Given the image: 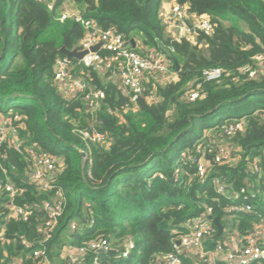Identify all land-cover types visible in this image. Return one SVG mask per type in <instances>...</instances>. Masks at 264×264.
Listing matches in <instances>:
<instances>
[{"label": "trees", "instance_id": "16d2710c", "mask_svg": "<svg viewBox=\"0 0 264 264\" xmlns=\"http://www.w3.org/2000/svg\"><path fill=\"white\" fill-rule=\"evenodd\" d=\"M63 1L57 0L56 7ZM71 1L102 29L113 28L127 41L140 37L148 49L164 54L176 79L155 87L150 81L135 103L136 111L124 113L130 103L118 84L108 74L101 78L83 69L89 85L105 93L99 109L91 113L80 93L64 97L53 79L54 63L63 56L60 47L65 43L68 50L79 48L82 27L72 20H55V11L38 0H0V116L18 113L24 145H37L61 161L56 184L66 206L48 247L55 262L66 264L60 256L64 244L105 238L111 252L96 255L100 264H159L172 241L206 206H212L219 219L223 215L225 202L212 188V174L201 183L193 176V165L179 160L181 153L206 130L244 117V130L233 137L240 149L238 166L223 164L212 172L239 187L246 177V157L260 155L264 161V73L249 77L242 72L246 66L255 68L254 56L264 52V0H174L186 5L191 15L208 16L213 24L211 35L199 32L194 42L168 33L160 16L166 0ZM212 68L220 69L221 77L203 81L202 72ZM189 84L199 91L193 100L186 96ZM232 112L237 114L227 115ZM91 129L102 133L106 143L84 140L79 131ZM7 158L3 164L12 180L25 189L16 203H39L49 197L23 182L18 153L9 150ZM2 202L3 197L0 212ZM259 206L263 214V192ZM257 218L242 213L232 219L244 233ZM35 222L32 216L6 223L0 264L12 259L38 263L19 242V235L36 236ZM70 222L77 228L64 234ZM125 241H132L134 248L121 258ZM93 258L87 253L82 264H92Z\"/></svg>", "mask_w": 264, "mask_h": 264}, {"label": "built area", "instance_id": "2783aa9c", "mask_svg": "<svg viewBox=\"0 0 264 264\" xmlns=\"http://www.w3.org/2000/svg\"><path fill=\"white\" fill-rule=\"evenodd\" d=\"M38 1L45 4L51 12L55 11V20H72L82 27L84 36L79 42V48H76L78 51L89 50L90 47L101 43L98 51H88L82 59H75L76 62H72L74 58L65 55L57 58L53 69L54 83L60 93L64 97H73L80 93L86 109L91 113L99 109L105 93L89 85L83 77V69L109 73L117 78L121 92L128 97L130 103L125 106L124 111L135 107L137 99L144 94L146 84L154 75L168 73L169 67L162 53L154 49L133 48L130 41L115 29H102L94 20L85 18L76 8L58 12L62 5H69L66 0L58 7L57 0ZM169 15L168 23L175 31L176 39L184 38L194 42L199 32L205 35L212 33L213 24L209 17L191 15L184 4L174 3ZM254 60L260 64L257 69L249 66L242 68V72L248 73L249 77H253L264 67V52L254 56ZM77 68L81 70L78 73ZM221 75L222 71L218 68L207 69L202 72V80H218ZM200 84H197V88ZM186 96L193 100L199 96V91L195 89ZM152 98V95L148 96V99ZM245 126L244 117L225 121L206 130L192 148L181 153L179 160L193 165V176L201 183L212 174V188L225 202L221 219L217 217L222 231L218 234L217 226L213 222L216 216L213 215L212 206H206L199 215L188 222L187 231L172 241L170 252L161 258L159 264H264V212L262 214L259 210L260 195L262 192L264 194L263 159L260 155L252 159L246 157L242 170L246 177L239 187L234 186L233 182H229L225 176L218 174L219 172H212L214 167L223 164L238 166L240 149L234 144L233 137L237 132H242ZM23 128L24 123L18 113L0 116V198L3 197L0 242L4 241L5 225L10 219L29 221L34 216L36 236L28 239L19 235L21 246L31 250V257L38 259L37 264H61L55 262L48 254L49 243L66 206L65 198L56 184L57 175L61 172V161L54 153L37 145H24V140L19 135L20 129ZM79 132L84 140L106 143L104 135L94 129ZM9 150L21 156L24 168L21 174L23 182L32 185L39 193L49 194L47 199L39 203L15 202L16 197L23 194L25 189L12 180L10 169L3 164V161H8ZM11 169H15V166H11ZM242 213H254L258 217L244 233L236 228L238 220L233 224L232 219ZM76 228L74 222L69 223L68 231H74ZM133 248L132 241H125L119 256L128 257ZM60 251V256L66 264H82L87 253L94 255L92 264H100L96 255L111 252V248L105 238H98L83 245L64 244ZM10 262L20 264L18 259H12Z\"/></svg>", "mask_w": 264, "mask_h": 264}, {"label": "rangeland", "instance_id": "374dc122", "mask_svg": "<svg viewBox=\"0 0 264 264\" xmlns=\"http://www.w3.org/2000/svg\"><path fill=\"white\" fill-rule=\"evenodd\" d=\"M167 1H169L168 3H165L166 5L165 6H161V8H160V16H161V18H162V21H163V23L166 25V27H167V31H168V33H170V35L172 36V37H175V31H174V29H173V27H171V26H169L170 24L168 23V18H169V14H170V11H171V8H172V5L175 3L174 2V0H167ZM69 4V3H68ZM72 9H74L73 8V6L71 5V4H69V5H67V4H64V5H62L60 8H59V10H58V12H60V11H64V10H72ZM164 55V54H163ZM164 59H165V62H166V64L168 65V69H169V71H168V73L167 74H163V75H154L153 76V78L152 79H150V81H152V83L154 84L153 86L155 87L156 85H163L164 83H166V82H168V81H170V80H174V78H176V76H175V72L171 69V67H170V65H171V63L169 62V60L166 58V56H164ZM259 63H256V67H255V69L256 68H258L259 67ZM257 71V70H256ZM260 71H261V73H264V67H261L260 68ZM105 74H108V79H112V80H114V77H112V75L111 74H109V73H99V75H100V77L102 78V77H105L106 75ZM256 74V73H255ZM255 74H254V76H255ZM189 90L188 91H186V94H189L190 92H192L193 90H195V88L193 89V86L192 85H190L189 84ZM134 112V111H136V108H130V109H126L125 111H124V113H127V112ZM237 113H234V112H232V113H228L227 115H230V116H232V115H236ZM213 121H216V120H218V117H214L213 119H212ZM209 130V129H208ZM89 160H90V158H89ZM68 231V228H66L65 229V231L63 232L64 234H65V232H67Z\"/></svg>", "mask_w": 264, "mask_h": 264}, {"label": "water", "instance_id": "95a60500", "mask_svg": "<svg viewBox=\"0 0 264 264\" xmlns=\"http://www.w3.org/2000/svg\"><path fill=\"white\" fill-rule=\"evenodd\" d=\"M130 43L132 45V47L134 48L135 46V42L134 39H130ZM101 46V43H98L92 47H90L89 50H81L78 51L77 49H72V50H68L65 46V43L60 47L59 52L65 56H67L68 58H74V59H82V57L88 53V51L91 52H96L98 51L99 47ZM176 65V69L178 70V65L175 63ZM81 156L85 157L86 154L84 152H81ZM213 222L216 224L217 229H218V234L221 233L222 231V225L219 223L218 218L214 217L213 218Z\"/></svg>", "mask_w": 264, "mask_h": 264}, {"label": "crops", "instance_id": "0c3cea01", "mask_svg": "<svg viewBox=\"0 0 264 264\" xmlns=\"http://www.w3.org/2000/svg\"><path fill=\"white\" fill-rule=\"evenodd\" d=\"M66 2H68L69 4H71V5L73 6V8H76V9L80 10V9L76 6V4H75L73 1H71V0H66ZM168 2H169V1H167V0L164 1V2L162 3V7L165 6V5H166L165 3H168ZM80 11H81V10H80ZM134 42H135V46H134V48L137 49V50H142V49L147 48V46L144 44L142 38H140V37L137 38ZM175 76H176V74H175ZM112 77H114V76H112ZM112 79H113V78H112ZM112 79H110V80L113 81V82H115V83H117V84H119L117 78L114 77V80H112ZM174 79H176V78H174Z\"/></svg>", "mask_w": 264, "mask_h": 264}]
</instances>
